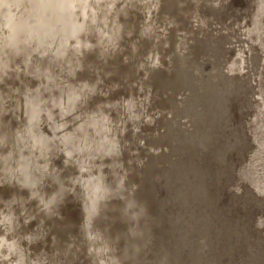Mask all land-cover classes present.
<instances>
[{"label": "rangeland", "instance_id": "rangeland-1", "mask_svg": "<svg viewBox=\"0 0 264 264\" xmlns=\"http://www.w3.org/2000/svg\"><path fill=\"white\" fill-rule=\"evenodd\" d=\"M0 264H264V0H0Z\"/></svg>", "mask_w": 264, "mask_h": 264}]
</instances>
